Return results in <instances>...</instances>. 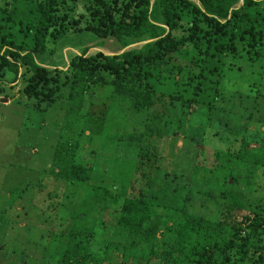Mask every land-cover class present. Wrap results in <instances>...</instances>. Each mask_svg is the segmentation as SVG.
<instances>
[{
    "label": "trees",
    "instance_id": "1",
    "mask_svg": "<svg viewBox=\"0 0 264 264\" xmlns=\"http://www.w3.org/2000/svg\"><path fill=\"white\" fill-rule=\"evenodd\" d=\"M80 1L5 0V6L0 5V94L4 83L23 77L25 96L36 99L39 107L65 100L67 116L81 111L98 85H110L139 116L158 105L160 112L151 118L157 120L155 127L130 136L139 147L134 175L158 180L160 156L153 142L163 136L159 123L175 104H197L209 91V97L217 99L225 77L223 56L264 61V0H84L79 12ZM69 32L112 38L119 50L150 41L114 54L87 55L86 47L65 70L40 63L38 55L49 51L50 40ZM165 68L173 70L174 89L169 101L160 103L162 95L152 80ZM242 116L250 117L246 111ZM240 140L243 145L245 137ZM78 147L79 142H66L56 148V173L67 186L95 180L91 168L78 162ZM258 165L264 166L263 159ZM205 167L203 176L209 182L230 186L232 172ZM128 191L124 187L108 195L118 212L113 235L122 246L121 257L133 264H264V204L249 212L225 207L217 210V217L203 216L189 211L192 190L185 184L172 189L166 180L139 195ZM73 218L62 232L60 264H103L104 257L92 250L93 232H79L88 226L85 214ZM214 226L228 233L216 237Z\"/></svg>",
    "mask_w": 264,
    "mask_h": 264
},
{
    "label": "rangeland",
    "instance_id": "2",
    "mask_svg": "<svg viewBox=\"0 0 264 264\" xmlns=\"http://www.w3.org/2000/svg\"><path fill=\"white\" fill-rule=\"evenodd\" d=\"M5 3L0 0L1 6ZM145 43H133L127 50ZM48 46L49 51L38 59L52 70L67 69L70 59L86 47L90 48L87 55L124 50L114 39H100L89 32L66 33ZM221 60L225 77L218 98L212 100L209 91L197 104L177 102L159 123L164 134L153 143L161 171L158 180L149 176L150 181L141 173L134 175L139 147L130 136L146 126L155 127L157 120L151 118L160 112L158 105L139 116L124 96L113 94L110 85H98L81 111L67 116L65 100L39 107L36 99L25 96L23 77L11 85L4 83L0 94V264H60L65 246L62 232L75 214H85L88 226L79 232H93L92 250L104 257L103 264H133L121 257L122 246L113 235L118 212L108 195L124 187L128 195H139L149 186L158 189L166 180L172 189L185 184L192 190L189 211L203 216L217 217V210L225 207L249 212L263 205L264 166L258 162L263 159L264 163V61L233 55ZM152 82L164 100L160 103H167L174 89L173 70L156 71ZM244 110L250 117L243 118ZM241 137H245L243 145ZM66 142H79L77 160L91 168L94 181L67 186L58 177L55 152ZM205 166L232 172L230 186L219 187L216 178L209 182L203 176ZM213 232L216 237L228 233L217 226Z\"/></svg>",
    "mask_w": 264,
    "mask_h": 264
},
{
    "label": "crops",
    "instance_id": "3",
    "mask_svg": "<svg viewBox=\"0 0 264 264\" xmlns=\"http://www.w3.org/2000/svg\"><path fill=\"white\" fill-rule=\"evenodd\" d=\"M17 82V81H16ZM15 83V82H14ZM8 85H11L13 83H7ZM19 89V88H18ZM4 102H9V99H2Z\"/></svg>",
    "mask_w": 264,
    "mask_h": 264
},
{
    "label": "water",
    "instance_id": "4",
    "mask_svg": "<svg viewBox=\"0 0 264 264\" xmlns=\"http://www.w3.org/2000/svg\"><path fill=\"white\" fill-rule=\"evenodd\" d=\"M148 41H150V40H148ZM148 41H145V42H148ZM127 48H128V47L124 48V50H123V51H126V50H127ZM123 51H121V52H123Z\"/></svg>",
    "mask_w": 264,
    "mask_h": 264
}]
</instances>
